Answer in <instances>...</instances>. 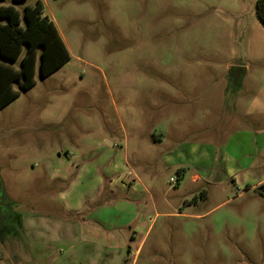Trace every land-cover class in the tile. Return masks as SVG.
I'll use <instances>...</instances> for the list:
<instances>
[{
    "label": "rangeland",
    "instance_id": "374dc122",
    "mask_svg": "<svg viewBox=\"0 0 264 264\" xmlns=\"http://www.w3.org/2000/svg\"><path fill=\"white\" fill-rule=\"evenodd\" d=\"M36 1L0 4L22 12ZM256 1L45 0L70 60L45 78L38 61L35 85L14 83L20 95L0 110V177L13 214L0 264L92 263L100 222L129 234L138 214L152 224L135 259L119 264H264V197L244 191L264 177L263 159L236 184L193 182L190 170L167 168L149 139L165 133L173 145L215 151L236 127L264 129ZM50 217L69 239L30 256L24 234Z\"/></svg>",
    "mask_w": 264,
    "mask_h": 264
},
{
    "label": "crops",
    "instance_id": "0c3cea01",
    "mask_svg": "<svg viewBox=\"0 0 264 264\" xmlns=\"http://www.w3.org/2000/svg\"><path fill=\"white\" fill-rule=\"evenodd\" d=\"M41 1L45 8V0ZM49 19H51L56 26L55 21L50 17ZM249 74V68L244 67L241 73L240 85L243 78ZM166 138L167 134L165 133H154L149 136V139L153 141L154 144H158L162 147L163 152L161 153L160 159L165 162L166 167L175 168L177 171H180L182 175L190 170L193 182L208 180L210 183L224 184L225 180L230 178L232 183L236 184L238 176L243 171L250 169L256 160L263 159L264 161V129L255 131L251 130L249 127H236L229 133L225 144L216 148L215 151L217 152L214 151L213 147L211 149L205 147L200 151L201 147L189 146L186 143H175L173 145V142L168 141ZM214 163H216V170H214L213 167ZM220 167L221 171L219 170ZM185 168H188V170ZM258 168H264V162L258 163ZM51 179L63 184L61 188H64L66 185L64 182L65 180L62 178L56 179L54 176H51ZM136 180L140 181L139 176H136ZM136 180H133L134 184L137 183ZM262 182H264V177L256 181L246 182L244 191L254 190L255 187ZM223 187L224 186H222V188ZM224 190L225 188L222 189V191ZM102 194H104V190H101V195ZM202 196L204 198L207 197L208 192L203 190ZM139 212L142 213L143 211ZM158 214L157 212L156 215ZM76 217L80 222H84L85 220L84 214L82 213L76 214ZM42 220L39 226L37 224L38 220H36V222L34 220L32 221L37 234H24L27 241L23 243V246L30 256L32 252L36 250L35 246L39 247L41 251H46V255H48L54 250V244H61L63 243L62 241H67L69 239V234H64L65 227L63 223L59 222L58 224V219L54 220L50 217L43 218ZM129 223L132 224L129 228V234L121 235L116 234L115 230L110 231L103 222H100L101 226L97 228L96 234H92L96 242L94 246L95 260L92 259L93 262L89 264H119L118 259L122 255H127V259L130 257H133V260L135 259L136 255L140 252L144 240L143 237L140 241H137V237L142 232L147 234L152 223L146 226L147 222L143 214L135 215L132 222L130 220L128 224ZM53 226V231H51ZM44 230L50 231V233L46 232V234H42ZM84 235L87 236L88 234ZM45 239L47 241H45ZM119 239L123 240L121 247L118 245ZM33 259L35 261L34 257Z\"/></svg>",
    "mask_w": 264,
    "mask_h": 264
},
{
    "label": "trees",
    "instance_id": "16d2710c",
    "mask_svg": "<svg viewBox=\"0 0 264 264\" xmlns=\"http://www.w3.org/2000/svg\"><path fill=\"white\" fill-rule=\"evenodd\" d=\"M256 15L264 25V0L256 1ZM69 60V51L54 22L44 14L41 0L26 5L22 12L14 5L0 4V110L20 95L14 83L23 91L35 85L38 61L39 75L45 78ZM254 190L264 197V182Z\"/></svg>",
    "mask_w": 264,
    "mask_h": 264
},
{
    "label": "water",
    "instance_id": "95a60500",
    "mask_svg": "<svg viewBox=\"0 0 264 264\" xmlns=\"http://www.w3.org/2000/svg\"><path fill=\"white\" fill-rule=\"evenodd\" d=\"M238 71H232V75H233V83L237 82V79H238ZM6 202H10V200L8 199L7 195H6V192H5V189H4V185H3V182L1 180V177H0V228L2 227V224L4 222V219H5V213H4V209L3 208H6ZM8 208V207H7ZM10 208H8L9 210Z\"/></svg>",
    "mask_w": 264,
    "mask_h": 264
},
{
    "label": "flooded vegetation",
    "instance_id": "af4514ba",
    "mask_svg": "<svg viewBox=\"0 0 264 264\" xmlns=\"http://www.w3.org/2000/svg\"><path fill=\"white\" fill-rule=\"evenodd\" d=\"M5 204H6V206H5L6 208H3L4 209L3 211L5 213V219H4V222L2 224V227L0 228V234H1V232H3L4 227L8 225V223H9L8 221L13 218L12 211L10 209L8 210V208H10L9 203L6 202Z\"/></svg>",
    "mask_w": 264,
    "mask_h": 264
}]
</instances>
